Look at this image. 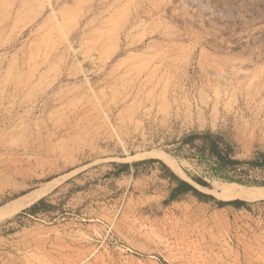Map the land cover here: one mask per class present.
I'll return each mask as SVG.
<instances>
[{"label":"rangeland","instance_id":"obj_1","mask_svg":"<svg viewBox=\"0 0 264 264\" xmlns=\"http://www.w3.org/2000/svg\"><path fill=\"white\" fill-rule=\"evenodd\" d=\"M205 131L235 159L264 153V0H0V207L62 180L45 194L55 220L0 217V264H264V198L217 204L240 199L218 197L236 182L185 142ZM149 152L213 199L147 201L106 178L173 168Z\"/></svg>","mask_w":264,"mask_h":264},{"label":"crops","instance_id":"obj_2","mask_svg":"<svg viewBox=\"0 0 264 264\" xmlns=\"http://www.w3.org/2000/svg\"><path fill=\"white\" fill-rule=\"evenodd\" d=\"M112 171L113 172L109 173L106 178H109L110 180L114 181L115 185L117 186V189H122L125 194L127 192H130V190L132 189L134 192L139 193V195L143 198H146L147 201H157L155 200L157 198L162 201L168 198L171 188L177 185L172 174L186 181L199 191H201V189L203 188L201 185H199L196 181L190 179L188 176L180 175L178 172L175 171L174 168H170L169 170L168 168L163 167L158 161L156 162L140 160V162L136 163L123 161L120 165H116L115 168L112 169ZM5 174L6 173L0 169V189H2V185L3 189L7 187L8 176ZM35 179H38V181H35V188L31 189L30 191H27L24 194H28L32 191H37L50 186V189L45 193L46 195H48L62 182L61 180L59 182L52 183L54 179L41 180L40 178L36 177ZM43 196L41 197V199L43 198ZM46 197L43 198L42 201H39L40 199H38L35 202L34 212H23V215L31 218H39L41 216H44L47 219L51 218L52 220H55V217H53L54 213L50 212L49 210H45L44 208L47 206V204L54 203V200H52V196ZM184 200L197 201V197L189 191L181 195L179 199V201Z\"/></svg>","mask_w":264,"mask_h":264},{"label":"trees","instance_id":"obj_3","mask_svg":"<svg viewBox=\"0 0 264 264\" xmlns=\"http://www.w3.org/2000/svg\"><path fill=\"white\" fill-rule=\"evenodd\" d=\"M195 139H200L202 144L200 146H195L200 150L201 153L205 154L207 152L208 156L213 157L214 160L212 164H210V170L214 177L221 178L228 182H236L241 184H248V185H260L264 186L263 181H256V180H243L240 177H236L229 174V171L237 170L239 165L248 164L253 167H260L264 169V153L259 157L257 160H250V161H241L238 159L233 158L231 155L232 147L228 144L223 142L219 135L214 134L210 131H205L202 133H195L187 136L185 138L186 143L193 144ZM174 180L176 181L177 185L170 190V194L167 199H165L166 203H170L172 201H179L181 195L192 192L194 195L199 197L201 200H212L211 196H207L205 194L200 193L196 188L192 185L187 183L186 181L180 179L176 175L172 174ZM194 180L201 185H206V182L200 178H194ZM39 201H42L40 199ZM219 206L225 205H232L235 207H240L242 205H246V202L241 200H234L229 202L217 201ZM35 205V203H34ZM34 205L28 208V212H34Z\"/></svg>","mask_w":264,"mask_h":264},{"label":"bare ground","instance_id":"obj_4","mask_svg":"<svg viewBox=\"0 0 264 264\" xmlns=\"http://www.w3.org/2000/svg\"><path fill=\"white\" fill-rule=\"evenodd\" d=\"M146 155H156L173 168L179 169L176 160L168 154L163 152H149L146 153ZM49 187L32 191L12 200L3 207H0V217L6 215L9 212H15L31 206L50 189ZM215 187L217 189L218 197L224 200L240 199L252 201L264 198V186L247 187L236 183L216 182Z\"/></svg>","mask_w":264,"mask_h":264}]
</instances>
